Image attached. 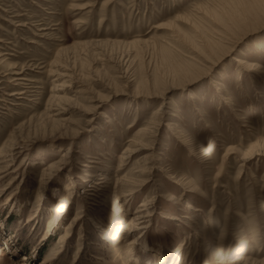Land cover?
Listing matches in <instances>:
<instances>
[{"label":"rangeland","instance_id":"obj_1","mask_svg":"<svg viewBox=\"0 0 264 264\" xmlns=\"http://www.w3.org/2000/svg\"><path fill=\"white\" fill-rule=\"evenodd\" d=\"M238 255L264 264V0H0V264Z\"/></svg>","mask_w":264,"mask_h":264},{"label":"bare ground","instance_id":"obj_2","mask_svg":"<svg viewBox=\"0 0 264 264\" xmlns=\"http://www.w3.org/2000/svg\"><path fill=\"white\" fill-rule=\"evenodd\" d=\"M244 11V10H243ZM235 61H236V63H237V65H239L241 68H245L247 71H257V69H258V67H255V64L254 65H252L251 63L250 64H247V65H245V67L242 65V64H245L244 63V61L243 60H241L239 57H236L235 58ZM60 76V75H59ZM58 76V77H59ZM62 76V75H61ZM64 77V76H63ZM60 86H64V85H60ZM62 90H64L63 88H62ZM54 109V108H53ZM211 154L209 153V152H207L206 153V155L205 156H210ZM203 156V155H202ZM55 171V170H54ZM53 172V170L51 171V172H49V174L51 175V176H53L52 173ZM55 174V173H54ZM46 177V176H45ZM72 189V186H67V192H66V194H65V196H63V197H59L58 199H57V201H56V205H54V206H52V207H54V210L56 211V215H59L60 216V214H62V212L64 211V209H67L68 207H69V205H70V195L72 194V193H70L69 191ZM131 193H133V192H131ZM129 195H132V194H129ZM123 197V196H122ZM42 201V200H41ZM41 201H39V203H41ZM145 206V205H144ZM122 207V209H120V211H123V208H124V206H121ZM124 210H125V215H126V209L124 208ZM143 211V210H142ZM140 212V211H139ZM141 213V212H140ZM139 213H137V215H138ZM125 215H123V216H121L120 217V219H115V222H114V224L111 226L112 227V229H111V233H110V236H111V238L113 237V242H114V245L116 246V247H119L120 245H122V243H123V240L125 239V235L127 234V235H129L131 232H134L136 229H134V223L136 222V221H133V220H129V221H127L126 220V216ZM138 217H139V215H138ZM145 217H143L142 218V216L141 217H139V219L138 218H136V220L137 221H139V220H142V219H144ZM137 225V224H136ZM146 227V226H145ZM145 227H144V225H143V227H142V229H145ZM139 228V227H138ZM110 230V229H109ZM115 231V232H114ZM112 234H113V236H112ZM142 235V234H141ZM190 238V237H189ZM135 244H137L136 242H134V244L131 246V248L132 247H135ZM182 246H184V245H182ZM129 247V246H128ZM246 247V246H245ZM136 248V247H135ZM134 248V249H135ZM148 248H149V246H148ZM181 255V252L180 253H178V256H180ZM246 255V254H245ZM242 256V255H238L239 257H234V258H236V259H232V260H230V262H225V260H219V261H214V263H212V264H248V262H249V258H248V256ZM240 256H242V257H240ZM168 257V256H167ZM166 257V263L168 262V264H169V261L170 260H167L168 258ZM46 263H48L47 261L44 263V264H46ZM171 263V262H170ZM172 264V263H171Z\"/></svg>","mask_w":264,"mask_h":264}]
</instances>
